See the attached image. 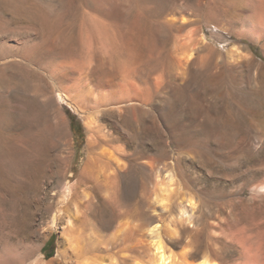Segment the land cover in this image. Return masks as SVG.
<instances>
[{"label":"rangeland","instance_id":"374dc122","mask_svg":"<svg viewBox=\"0 0 264 264\" xmlns=\"http://www.w3.org/2000/svg\"><path fill=\"white\" fill-rule=\"evenodd\" d=\"M154 218L264 259V0H0V264H147Z\"/></svg>","mask_w":264,"mask_h":264},{"label":"bare ground","instance_id":"6f19581e","mask_svg":"<svg viewBox=\"0 0 264 264\" xmlns=\"http://www.w3.org/2000/svg\"><path fill=\"white\" fill-rule=\"evenodd\" d=\"M259 1L260 0H258V2ZM59 99L61 102H66V98L64 94H60ZM89 173H90L89 170L85 171L86 179L88 181L94 180L93 184L98 188L100 193L103 195V197L105 198L104 200L112 203L115 197L114 189L117 183L116 178L112 174H110L108 177L106 176L104 180H100V178L99 179L93 178ZM156 179H157L156 181L157 185L160 187L159 190L162 193L169 192L171 188L170 186L172 185L174 181L173 176L171 174H168V176L162 180L158 176L156 177ZM87 198L89 199L88 202L93 201V200H90L91 198H89L88 194L86 195L85 199L87 200ZM166 199L167 198L165 196L164 197L162 196L161 200L157 203L163 204L166 201ZM180 213L182 217L187 218V221L188 220L190 221L193 218V216L190 214L189 208H187V206L185 205H183ZM156 221H157L156 218L151 220L150 225L146 229L147 233L146 235H144L145 240H146L145 251H147V257H148L147 264H223L222 261L217 260V258L211 257L212 255L209 256L207 252H203V251H200L197 253H192V252L187 251L183 254L184 260L182 262L180 260H177L174 254L172 253L171 249L169 248V246L164 242L161 226L159 224L155 225ZM172 230L169 229L168 231V235L170 236V238H172L174 241L178 243H182L178 237V233ZM245 254H246L245 255L246 261L240 264H264V259L261 260L258 254L254 252L252 249L245 248ZM42 264H45V263H42Z\"/></svg>","mask_w":264,"mask_h":264},{"label":"water","instance_id":"95a60500","mask_svg":"<svg viewBox=\"0 0 264 264\" xmlns=\"http://www.w3.org/2000/svg\"><path fill=\"white\" fill-rule=\"evenodd\" d=\"M110 144V141L104 140V141H99V143L94 147L98 151L102 150L103 148L107 147Z\"/></svg>","mask_w":264,"mask_h":264},{"label":"trees","instance_id":"16d2710c","mask_svg":"<svg viewBox=\"0 0 264 264\" xmlns=\"http://www.w3.org/2000/svg\"><path fill=\"white\" fill-rule=\"evenodd\" d=\"M76 116H74V118H75ZM52 241H54L55 239H54V237L51 239ZM51 242V241H50ZM44 252H45V250H44ZM46 257L47 258H49V256L48 255H46Z\"/></svg>","mask_w":264,"mask_h":264}]
</instances>
